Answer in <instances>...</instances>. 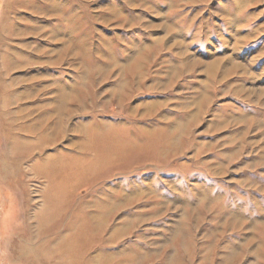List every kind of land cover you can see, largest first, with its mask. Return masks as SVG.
Returning a JSON list of instances; mask_svg holds the SVG:
<instances>
[{
  "label": "rangeland",
  "instance_id": "1",
  "mask_svg": "<svg viewBox=\"0 0 264 264\" xmlns=\"http://www.w3.org/2000/svg\"><path fill=\"white\" fill-rule=\"evenodd\" d=\"M0 264H264V0H0Z\"/></svg>",
  "mask_w": 264,
  "mask_h": 264
},
{
  "label": "bare ground",
  "instance_id": "2",
  "mask_svg": "<svg viewBox=\"0 0 264 264\" xmlns=\"http://www.w3.org/2000/svg\"><path fill=\"white\" fill-rule=\"evenodd\" d=\"M63 112L65 113V111H62V113ZM62 113H59V114L57 113L58 115H57L56 127L54 128V133H55L54 138L59 137V134H65L64 133L65 132L64 131V129H65V122L67 123L66 117L69 116L70 111L66 113V116L62 115ZM67 119H68V117H67ZM44 138L45 139L43 140V142H47V141L49 142V141H51L50 139L53 140V138H51V137H47V138L44 137ZM16 146H18V144ZM101 162H104V158H103V160H101ZM60 199L61 198H57L56 201H59Z\"/></svg>",
  "mask_w": 264,
  "mask_h": 264
}]
</instances>
